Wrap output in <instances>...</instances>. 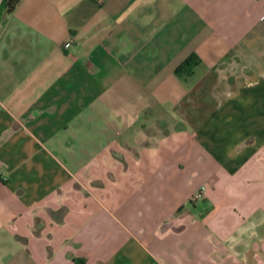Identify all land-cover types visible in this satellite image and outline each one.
<instances>
[{"label": "crops", "instance_id": "1", "mask_svg": "<svg viewBox=\"0 0 264 264\" xmlns=\"http://www.w3.org/2000/svg\"><path fill=\"white\" fill-rule=\"evenodd\" d=\"M0 21V264H264V0Z\"/></svg>", "mask_w": 264, "mask_h": 264}, {"label": "trees", "instance_id": "2", "mask_svg": "<svg viewBox=\"0 0 264 264\" xmlns=\"http://www.w3.org/2000/svg\"><path fill=\"white\" fill-rule=\"evenodd\" d=\"M17 2V0H7L6 2V7L8 10L12 9L13 6L15 5V3ZM196 63V61L193 60V57L188 58L183 64H181L176 71L179 72L180 70H182L183 67H192L194 64ZM76 264H84V260L81 259H77L75 261Z\"/></svg>", "mask_w": 264, "mask_h": 264}, {"label": "built area", "instance_id": "3", "mask_svg": "<svg viewBox=\"0 0 264 264\" xmlns=\"http://www.w3.org/2000/svg\"><path fill=\"white\" fill-rule=\"evenodd\" d=\"M6 2H7V0H0V6H1L2 4H4V3L6 4ZM1 26H2V24H1V21H0V28H1ZM70 42H71V40H68L67 42H65V43H64V47H65V48L68 47L69 44H70ZM204 191H205V186H204V185L200 186L199 189L196 190V191L194 192V194L192 195V197H191L192 200H198V199H200V198L202 197Z\"/></svg>", "mask_w": 264, "mask_h": 264}]
</instances>
